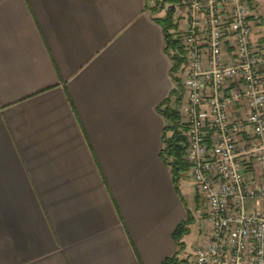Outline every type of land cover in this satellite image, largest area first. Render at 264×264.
<instances>
[{
    "label": "crops",
    "instance_id": "crops-1",
    "mask_svg": "<svg viewBox=\"0 0 264 264\" xmlns=\"http://www.w3.org/2000/svg\"><path fill=\"white\" fill-rule=\"evenodd\" d=\"M159 1L0 0V264L176 254L191 211L160 157ZM249 3L264 44V0Z\"/></svg>",
    "mask_w": 264,
    "mask_h": 264
},
{
    "label": "built area",
    "instance_id": "built-area-1",
    "mask_svg": "<svg viewBox=\"0 0 264 264\" xmlns=\"http://www.w3.org/2000/svg\"><path fill=\"white\" fill-rule=\"evenodd\" d=\"M185 178L206 231L184 264H264V44L249 0H169ZM261 204V205H259Z\"/></svg>",
    "mask_w": 264,
    "mask_h": 264
},
{
    "label": "trees",
    "instance_id": "trees-1",
    "mask_svg": "<svg viewBox=\"0 0 264 264\" xmlns=\"http://www.w3.org/2000/svg\"><path fill=\"white\" fill-rule=\"evenodd\" d=\"M169 0H162L160 7L152 8L150 11L155 14L163 10ZM162 28L165 39V51L171 61L169 76L173 83V88L168 96L158 106V113L164 118L166 125L162 130V150L160 157L172 174L174 184H177L189 169V165L184 160V137L183 125L180 122L181 116L179 106L183 95L181 81L177 76L180 67L184 63V52L179 45L176 36L177 24L173 20V10L168 9L163 18L155 20ZM191 223L189 213L186 219L174 231L173 238L176 242L177 252L174 256L164 260L161 264H184L178 260V254L182 248L180 239L188 233V226Z\"/></svg>",
    "mask_w": 264,
    "mask_h": 264
},
{
    "label": "rangeland",
    "instance_id": "rangeland-1",
    "mask_svg": "<svg viewBox=\"0 0 264 264\" xmlns=\"http://www.w3.org/2000/svg\"><path fill=\"white\" fill-rule=\"evenodd\" d=\"M161 2L162 0L159 1L160 5ZM260 34H262L261 30ZM183 179L187 178L184 176ZM183 179L179 181V184L182 192L186 195L190 207L191 212L189 215L191 218V223L188 226V233L180 239L182 248L178 254L179 261L186 260V258L192 254L193 249L201 241L206 231V225L203 222L206 209L205 202L201 200L199 196H197L196 192L191 187H188L187 190L185 189Z\"/></svg>",
    "mask_w": 264,
    "mask_h": 264
}]
</instances>
